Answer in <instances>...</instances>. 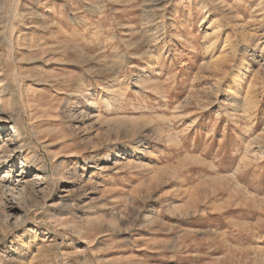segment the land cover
<instances>
[{"label":"rangeland","instance_id":"1","mask_svg":"<svg viewBox=\"0 0 264 264\" xmlns=\"http://www.w3.org/2000/svg\"><path fill=\"white\" fill-rule=\"evenodd\" d=\"M0 264H264V0H0Z\"/></svg>","mask_w":264,"mask_h":264}]
</instances>
